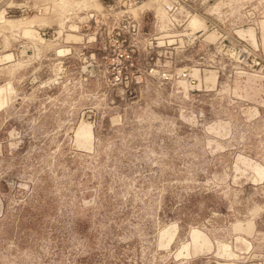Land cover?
<instances>
[{"label":"rangeland","instance_id":"1","mask_svg":"<svg viewBox=\"0 0 264 264\" xmlns=\"http://www.w3.org/2000/svg\"><path fill=\"white\" fill-rule=\"evenodd\" d=\"M0 264H264V0H0Z\"/></svg>","mask_w":264,"mask_h":264}]
</instances>
